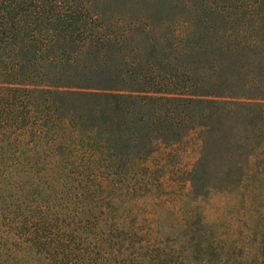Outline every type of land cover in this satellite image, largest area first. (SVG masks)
<instances>
[{"label":"trees","instance_id":"16d2710c","mask_svg":"<svg viewBox=\"0 0 264 264\" xmlns=\"http://www.w3.org/2000/svg\"><path fill=\"white\" fill-rule=\"evenodd\" d=\"M91 3L0 0V264H264V210L215 232L221 203L192 187L214 120L246 103L262 127L264 93L248 91L264 75L236 61L264 56V26L250 37L237 25L250 11L212 1L197 20L220 39L191 71L135 73ZM237 132L219 139L234 165ZM246 158L264 182V139Z\"/></svg>","mask_w":264,"mask_h":264},{"label":"rangeland","instance_id":"374dc122","mask_svg":"<svg viewBox=\"0 0 264 264\" xmlns=\"http://www.w3.org/2000/svg\"><path fill=\"white\" fill-rule=\"evenodd\" d=\"M212 1L219 8L228 5L238 12L250 11L251 15L242 14L237 24L242 26V22L243 26H247L245 32L250 37L255 33L251 31L253 28L264 26V0H92L90 7L107 15L109 26L120 39L122 49L115 56L123 53L125 58L137 60L132 68L135 73L146 71L155 74L160 68L169 69L170 66L191 71L195 65V56L203 47H216L220 37L212 41L213 35L208 34L204 22L197 20L202 8L214 5ZM263 32L259 33L262 41ZM263 58L259 49L256 51L250 48L236 61V65H242L247 75L251 72L259 79L264 75V62L261 63ZM163 63L165 67L162 68ZM249 89L248 92L252 93L250 96L255 95L253 93L256 91L264 93L254 85ZM75 98L80 103L86 101V97L81 95H75ZM256 109L257 105L239 104L234 111H228L214 120L217 134L207 132L208 137L194 164L192 187L200 191L202 186H210L212 193L208 201L213 205L211 208L215 209V204L222 205L220 211L215 209L219 215L223 212L218 223H214L215 232L237 230L241 215H257L264 210V182L260 181L258 174L261 162L251 163L250 160L255 157L253 155L250 160L246 158L247 154H253L257 143L264 139V119L260 129L249 130L248 119L255 115ZM229 119L239 124L237 130L227 129L228 123L224 122ZM226 132L231 135L237 132L239 136L248 133L240 146L238 165L233 164L235 158L226 155L225 148L219 142L222 141L221 135ZM211 208L208 213L213 218L216 212L213 213Z\"/></svg>","mask_w":264,"mask_h":264}]
</instances>
